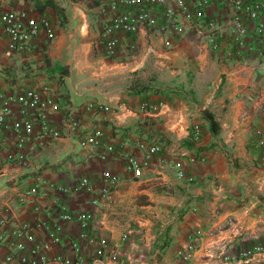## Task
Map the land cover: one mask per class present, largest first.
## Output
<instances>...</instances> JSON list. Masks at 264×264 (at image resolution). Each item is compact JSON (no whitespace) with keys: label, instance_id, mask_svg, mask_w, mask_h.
<instances>
[{"label":"crops","instance_id":"0c3cea01","mask_svg":"<svg viewBox=\"0 0 264 264\" xmlns=\"http://www.w3.org/2000/svg\"><path fill=\"white\" fill-rule=\"evenodd\" d=\"M52 1L62 11L61 21L46 0H0L1 9L24 8L51 22V39L39 31L21 51L7 49L0 32V89L51 85L59 109L49 118L60 131L53 138L33 119L15 157L8 153L16 134L2 132L0 231L29 223L39 240H48L33 203L43 218L54 220L59 194L48 183L87 175L90 191L67 193L64 201L72 213H91L89 236H78L75 220L64 221L60 240L44 250L47 258L59 254L68 264H177L179 253L188 252L183 264H264V245L243 253L264 244V157L257 143L258 137L264 140V48L247 20L240 18L246 34L239 45L229 1L206 0L202 17L185 22L182 34L141 28L121 36L113 56L106 57L97 46L106 15L101 0ZM163 5L155 6L159 15ZM141 77L162 91L131 90L128 83ZM143 97L160 102L155 111L139 108ZM89 101L106 108L87 107ZM204 111L211 112L216 130ZM94 128L101 129L99 143L80 145ZM136 137L161 148L139 176L128 177L120 154L141 157ZM108 142L118 145V155L107 152L102 158ZM176 158L191 181L176 177ZM103 170L120 178L107 198L98 196ZM36 176L46 183L33 196L20 197ZM94 196L97 202L91 203ZM100 241L107 244L104 254L97 253ZM3 254L0 248V258Z\"/></svg>","mask_w":264,"mask_h":264},{"label":"built area","instance_id":"2783aa9c","mask_svg":"<svg viewBox=\"0 0 264 264\" xmlns=\"http://www.w3.org/2000/svg\"><path fill=\"white\" fill-rule=\"evenodd\" d=\"M234 12V37L238 44H242L243 36L246 34V24L240 18L247 20L256 39L264 48V0H228ZM102 10H106L104 21L99 30L97 46L100 52L110 57L116 51L120 37L127 33L136 34L141 28H154L157 32L169 31L174 34H182L187 21L197 20L203 15V5L206 0L188 2L187 0H101ZM164 3L160 15L156 13L155 6ZM160 19V20H158ZM39 31L44 33L47 40L53 36L51 22L46 15L32 17L24 8L1 9L0 8V32L4 37L5 46L9 50L21 51L31 46L32 38ZM168 38H162L163 45H169ZM134 46L133 40L129 43ZM160 102L143 100L139 108L146 111H155ZM15 105V108L12 106ZM87 107L105 109L106 106L99 101H89ZM59 109L57 97L51 85L44 83L40 86L16 87L12 90L0 89V136L3 131H12L16 134L13 148L8 157H15L16 150L21 147L24 139L30 134L33 119L37 120L39 129L56 138L60 135L58 126L50 121V114ZM72 126L77 124L73 118L69 119ZM194 134L198 133L197 125H194ZM102 132L99 128L87 132L79 140V144L97 145ZM135 145L142 150L141 157L131 153H119L122 157V166L128 177H137L142 173L152 156L159 152L161 146L157 141H150L136 137ZM261 146L262 157H264V140L257 138ZM118 145L108 142L103 145L100 157L109 155L111 158L118 155ZM107 154V155H106ZM189 156L188 160H193ZM202 159V157H200ZM175 175L186 181H191L192 176L182 168L180 160L174 159ZM102 185L98 196L107 198L111 188L115 186L120 178L118 174L109 170H103L100 174ZM46 183L42 177L36 176L33 183L24 191L20 197H31L36 194L39 186ZM92 180L87 175H80L69 183H48L59 194L56 202L57 213L54 220H46L41 215V207L33 203L32 211L38 215L37 224L44 231L48 240H39L32 231L29 223H21L0 231V248L4 254L0 258V264H52L60 262L68 264L71 260L62 255H55L50 259L44 254V250L52 243L60 240L62 223L67 220H75L78 223V236L86 238L89 236V221L91 213L88 211L70 212L65 205L64 196L70 192H88L91 189ZM91 203L97 202L94 196ZM1 221L4 222L2 219ZM264 244H254L243 251L244 254L259 250ZM73 249L78 250L75 241L72 242ZM107 248L105 241L98 244L97 253L104 254ZM188 252L179 253L177 264H183L188 258ZM112 258H116L111 254Z\"/></svg>","mask_w":264,"mask_h":264},{"label":"trees","instance_id":"16d2710c","mask_svg":"<svg viewBox=\"0 0 264 264\" xmlns=\"http://www.w3.org/2000/svg\"><path fill=\"white\" fill-rule=\"evenodd\" d=\"M34 2L36 3L37 1H34ZM46 2L50 3L53 6L56 14L58 15V17L60 18V21H61L63 19V14H62V11L60 9H58L57 4H55L52 0H46ZM40 12H42V11H40ZM42 15H46V14H42ZM128 87L131 88V90L136 91V92H155V93H157L158 91L159 92L162 91V89L157 88L152 82H150V80H148L147 78L144 79L142 77H141V79H134L131 82H129ZM143 100H148V99H147V97H143L142 101ZM156 102H158V101H156ZM204 116L208 122L209 128L211 130H216L217 125H216L215 120L212 117L211 112L204 111Z\"/></svg>","mask_w":264,"mask_h":264}]
</instances>
